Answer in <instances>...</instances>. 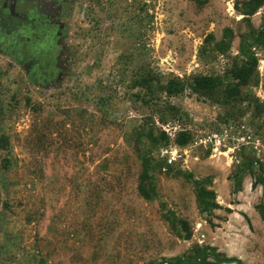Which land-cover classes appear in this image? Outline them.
Here are the masks:
<instances>
[{"label": "rangeland", "instance_id": "374dc122", "mask_svg": "<svg viewBox=\"0 0 264 264\" xmlns=\"http://www.w3.org/2000/svg\"><path fill=\"white\" fill-rule=\"evenodd\" d=\"M244 1L200 7L192 0H73L64 11L67 31L59 45L48 44L60 81L42 85L7 55L17 30L13 37L0 33V139L7 138L0 148V264H162L194 247L213 249L232 264H264L262 189L247 176L233 194L229 181L241 152L264 163V127L251 129L249 122L260 124L245 106L226 120L223 108L189 91L171 100L158 94L147 107L133 82L142 66L160 82L222 75L229 59L204 64L198 53L209 35L218 42L231 30L235 56L241 37L264 26V7L242 20L234 6ZM29 36L31 52L37 41ZM258 58L252 93L264 103V53ZM150 130L164 133L171 147L178 133L192 136L176 148L181 159L155 172L153 202L137 190L142 162L135 135ZM148 148L163 164V147ZM179 173L211 180L208 190L221 207L211 224ZM170 213L188 223L191 240L172 226Z\"/></svg>", "mask_w": 264, "mask_h": 264}, {"label": "trees", "instance_id": "16d2710c", "mask_svg": "<svg viewBox=\"0 0 264 264\" xmlns=\"http://www.w3.org/2000/svg\"><path fill=\"white\" fill-rule=\"evenodd\" d=\"M198 6H205L209 0H192ZM264 7V0H248L242 3H236L235 10L242 17V20H249L255 16ZM233 33L231 30H225L220 41H215L212 35H209L204 46L198 53L202 63H211L218 57H225L230 60L228 67L222 75H198L188 80L178 78H168L160 82L153 74L149 66H142L136 72L134 88L139 91V102L147 107L152 106L153 100L158 94L166 99H173L183 96L189 91L191 95L196 96L204 102L219 106L226 111V120L232 118L231 112L240 110L245 106L251 112L253 122L259 121L260 127L254 126L251 122V129L260 132L264 127V103L260 102L252 93V89L259 84V58L258 53H264V26L259 30L250 29L247 34L240 39V48L237 55L232 56L231 43ZM138 73V75H137ZM154 106V105H153ZM168 113L174 118H179L180 114L167 105ZM156 111V109H155ZM158 111H162L161 108ZM248 115L245 111L242 116ZM248 121H250L248 117ZM157 136L153 131L148 133H139L135 135L139 147V155L142 162V171L139 177L138 193L147 202H153L158 198L157 187L154 180L155 172L162 168L164 164L158 163L152 157L149 151L150 145L153 149L169 147L170 139L162 132ZM136 134V132H135ZM192 140L190 133H178L173 140V144L178 148H185ZM7 138L0 139V148L5 147ZM264 144V138L262 139ZM183 180L190 183L194 189L198 211L207 216L206 221L211 224L214 218V212L221 207L216 203L215 193L208 190L211 180L207 179L203 183L195 181L191 174L179 173ZM249 176L252 181V188L260 187L264 196V163L257 157L241 152L237 156L236 164L233 167L232 175L229 181L232 183V193L237 194L241 191L242 183L245 177ZM230 213L229 210H226ZM260 219L264 225V199L257 207ZM168 218L176 230H180L184 235L182 238L189 241L192 238V231L188 223L184 220H178L170 213ZM181 236V234H180ZM211 258L212 263L208 260ZM236 261L216 254V251L210 248L194 247L186 257H176L170 260H163L162 264H232Z\"/></svg>", "mask_w": 264, "mask_h": 264}, {"label": "flooded vegetation", "instance_id": "af4514ba", "mask_svg": "<svg viewBox=\"0 0 264 264\" xmlns=\"http://www.w3.org/2000/svg\"><path fill=\"white\" fill-rule=\"evenodd\" d=\"M72 3L73 0H0V33L7 37H13L16 30L18 33L11 38L13 43L6 51L12 54L7 55L19 60L25 76L35 85L60 81L62 68L57 63L51 65L48 44L58 40L59 45L63 32L67 31L65 7H71ZM31 34L37 42L28 52L26 46L34 42ZM43 56L44 63L39 64Z\"/></svg>", "mask_w": 264, "mask_h": 264}, {"label": "built area", "instance_id": "2783aa9c", "mask_svg": "<svg viewBox=\"0 0 264 264\" xmlns=\"http://www.w3.org/2000/svg\"><path fill=\"white\" fill-rule=\"evenodd\" d=\"M177 147H165L160 150V157L168 165H173L177 159H181V156L177 154Z\"/></svg>", "mask_w": 264, "mask_h": 264}]
</instances>
